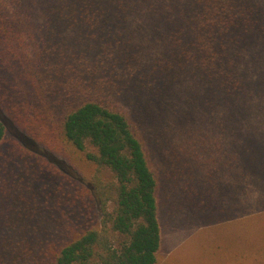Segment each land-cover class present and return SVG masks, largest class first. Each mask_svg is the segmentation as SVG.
<instances>
[{
	"label": "trees",
	"instance_id": "obj_1",
	"mask_svg": "<svg viewBox=\"0 0 264 264\" xmlns=\"http://www.w3.org/2000/svg\"><path fill=\"white\" fill-rule=\"evenodd\" d=\"M138 13L164 38L156 61L142 62L129 38ZM263 47L264 10L251 0H0V264H158V183L119 102L166 95L183 75L222 100L244 98L243 58ZM256 145L245 143L250 162L237 171L252 176L261 207L246 219L228 210L232 224L219 215L215 227L237 230L233 250L214 249L234 264H264ZM15 159L29 161L21 178ZM43 179L58 184L52 202L35 193Z\"/></svg>",
	"mask_w": 264,
	"mask_h": 264
},
{
	"label": "rangeland",
	"instance_id": "obj_2",
	"mask_svg": "<svg viewBox=\"0 0 264 264\" xmlns=\"http://www.w3.org/2000/svg\"><path fill=\"white\" fill-rule=\"evenodd\" d=\"M251 1L264 10V0ZM129 38L142 62L156 61L166 51L164 38L153 34L141 13L130 20ZM242 72L251 91L234 101L216 97L199 78L183 75L166 95L135 93L119 102L122 111L138 122L147 161L158 183V264H234L221 252L214 253L218 246L226 252V242L233 250L231 240L237 231L232 226L216 229L218 217L224 215L223 224L230 225L232 219L225 214L228 210L239 207L242 219H246L261 207V193L252 176L237 170L250 162L248 156L242 158L245 143L251 142L254 149L256 143L264 147V47L243 58ZM15 161L11 167L19 177L17 168L29 161ZM22 178L27 183L28 179ZM235 183H239L235 189L237 206L231 200ZM42 185L50 192L39 190ZM57 186L43 179L35 193L52 202ZM245 228L249 230L247 224Z\"/></svg>",
	"mask_w": 264,
	"mask_h": 264
}]
</instances>
